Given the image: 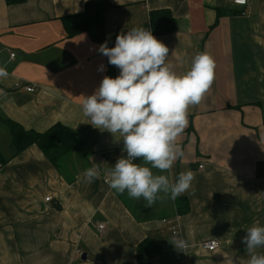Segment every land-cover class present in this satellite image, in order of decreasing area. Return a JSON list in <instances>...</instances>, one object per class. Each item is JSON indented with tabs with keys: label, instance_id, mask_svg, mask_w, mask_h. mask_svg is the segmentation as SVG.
Wrapping results in <instances>:
<instances>
[{
	"label": "crops",
	"instance_id": "1",
	"mask_svg": "<svg viewBox=\"0 0 264 264\" xmlns=\"http://www.w3.org/2000/svg\"><path fill=\"white\" fill-rule=\"evenodd\" d=\"M90 1L0 0V67L8 72L0 78V117L37 133L61 124L84 143L56 167L37 146L16 155L0 121V153L8 161L0 164V264H137L146 238L163 250L154 264H247L243 237L264 227V0H108L109 48L118 34L145 27L169 48L177 74L198 53L215 60L213 85L190 106L176 140L184 156L170 179L192 170V187L175 200L161 193L152 206L104 184L127 153L119 135L94 128L82 112L84 96L120 73L89 34L68 37L65 18L82 14ZM93 166L100 176L88 183L84 172ZM179 199L188 202L183 214ZM173 226L186 248L170 242ZM213 240L217 250L202 248ZM256 251L264 255V247Z\"/></svg>",
	"mask_w": 264,
	"mask_h": 264
},
{
	"label": "clouds",
	"instance_id": "2",
	"mask_svg": "<svg viewBox=\"0 0 264 264\" xmlns=\"http://www.w3.org/2000/svg\"><path fill=\"white\" fill-rule=\"evenodd\" d=\"M98 51L120 73L104 76L94 93L84 96L81 107L94 128L122 138L127 155L111 168L109 187L133 199L143 198L146 206L163 199L161 193L175 200L195 179L192 170L170 179L175 162L184 156L176 140L189 124L190 106L198 105L213 85L215 60L207 52L198 53L190 68L177 74L168 62L169 48L145 27L118 34L114 47L105 42ZM7 76L6 68L0 67V78ZM0 94L6 95L2 90ZM99 176L95 166L84 172L88 183ZM246 233L242 242L250 256L247 264H264V255L256 251L264 247V227L254 225ZM170 242L179 250L187 247L179 237Z\"/></svg>",
	"mask_w": 264,
	"mask_h": 264
},
{
	"label": "trees",
	"instance_id": "3",
	"mask_svg": "<svg viewBox=\"0 0 264 264\" xmlns=\"http://www.w3.org/2000/svg\"><path fill=\"white\" fill-rule=\"evenodd\" d=\"M8 4H21L25 0H6ZM112 6L108 0H94L86 4L82 14L66 17L65 27L68 37H73L81 33L89 34L97 43H104L105 32L103 24V14ZM162 18L163 15L161 14ZM154 26L157 25L156 18L153 17ZM162 26V23L160 24ZM11 135V146L15 149L16 155L21 154L32 146H37L48 158L53 166H59L60 162L70 153L82 151L84 143L80 141L77 134L71 129L58 124L45 133H37L25 130L20 124L0 117ZM8 163L0 153V164ZM258 177L264 178V165L258 166ZM179 199V214H183V208L187 211L188 202ZM184 205V206H182ZM182 206V207H181ZM172 233V232H171ZM173 236V234H172ZM174 237V236H173ZM163 253L152 238H146L138 247L136 253L137 264H154L155 259Z\"/></svg>",
	"mask_w": 264,
	"mask_h": 264
},
{
	"label": "built area",
	"instance_id": "4",
	"mask_svg": "<svg viewBox=\"0 0 264 264\" xmlns=\"http://www.w3.org/2000/svg\"><path fill=\"white\" fill-rule=\"evenodd\" d=\"M232 1H234L236 4H239L242 6H246L249 2V0H232ZM12 57L14 58L15 55H12ZM24 89L28 93H34L36 91V87H34V86H26ZM123 155L124 154H122V156ZM199 169L202 170L203 166L202 165L199 166ZM109 181H110L109 179L104 180V184L109 186ZM51 200H52L51 197L46 198V202H50ZM98 229L102 233L105 231L106 227L104 225H100ZM171 232H172L174 237H180L179 230L177 227L173 226L171 228ZM202 248L206 251L213 252L219 248V242H217L216 240L206 242L205 244L202 245Z\"/></svg>",
	"mask_w": 264,
	"mask_h": 264
},
{
	"label": "water",
	"instance_id": "5",
	"mask_svg": "<svg viewBox=\"0 0 264 264\" xmlns=\"http://www.w3.org/2000/svg\"><path fill=\"white\" fill-rule=\"evenodd\" d=\"M83 259L86 260V256H84Z\"/></svg>",
	"mask_w": 264,
	"mask_h": 264
}]
</instances>
